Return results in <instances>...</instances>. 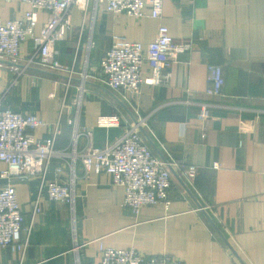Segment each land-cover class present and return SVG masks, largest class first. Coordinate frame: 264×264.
<instances>
[{
    "label": "crops",
    "instance_id": "0c3cea01",
    "mask_svg": "<svg viewBox=\"0 0 264 264\" xmlns=\"http://www.w3.org/2000/svg\"><path fill=\"white\" fill-rule=\"evenodd\" d=\"M163 2L159 18L152 17L149 8L145 16L135 19L100 6L93 19L87 61L91 22L87 19L81 28L80 10L74 6L73 27L55 43L54 55L67 65L74 63L67 91L65 71L37 62L20 71L26 57L34 53V43L27 38L21 45L18 69H12L7 59L0 65V106L39 115L45 124L32 130L38 138L51 136L52 123L58 120L54 148L71 151L69 121L76 112V88L85 72L80 130L91 132L92 144L100 147L122 133L129 121L145 117L143 139L155 156L175 162L169 166L168 208L156 203L132 214L123 206V187L115 186L105 171H87L77 158L72 169L73 210L65 202L49 200L43 191L40 212L31 220L39 177L14 182L25 215L22 237L28 235L29 246L21 259L19 253L0 246V264H75L74 231L78 243L90 241L80 247L82 264L99 262V242L119 249L133 247L146 255L173 254L186 264H264V0ZM28 7L20 0H0V15L19 18ZM45 20L46 12H39L36 34ZM160 24L168 26L176 41L190 43L166 66L167 81L146 82L151 71L143 63L138 93L110 89L100 61L113 42L112 34L141 42L146 52ZM208 63L223 69L218 94L205 90ZM202 103L207 104L203 117ZM116 113L117 127L96 124L99 114ZM87 138L85 133L78 136L77 151ZM71 163L69 156L53 155L46 178L67 182ZM187 165L196 167L193 177L182 173ZM4 167L0 160V170ZM3 184L5 179L0 178Z\"/></svg>",
    "mask_w": 264,
    "mask_h": 264
},
{
    "label": "built area",
    "instance_id": "2783aa9c",
    "mask_svg": "<svg viewBox=\"0 0 264 264\" xmlns=\"http://www.w3.org/2000/svg\"><path fill=\"white\" fill-rule=\"evenodd\" d=\"M28 9L22 17L3 19L0 15V65L5 59L10 60L11 68L18 69L17 63L21 60V45L27 38L34 43V53L25 59L20 71H24L34 62L41 66L65 71L66 79L64 90L71 85L74 76V63L67 65L54 57L55 43L63 37L66 30H71V9L75 6L80 10L82 24L90 23V35L86 44V61L91 45V31L93 19L100 6L112 13H125L139 19L146 14L152 17H161L163 0H20ZM39 12H46V20L38 34L35 33ZM113 42L105 51L100 61V68L105 73L106 84L110 89H125L130 93H138L143 83L141 65L146 63L151 71L146 82L161 84L167 81L170 72L166 70L170 60L178 53L190 47V43L179 42L170 35L168 26L160 24L155 38L149 42L146 52L139 41H128L121 35L112 34ZM206 75V92L218 94L224 82L223 69L219 64L208 63ZM21 73V72H20ZM81 83L77 86V95L74 99L76 112L70 119L73 126L71 151H59L54 148V137L60 132L58 120L52 123V135L48 138L35 137L32 130L45 124V121L36 113H23L9 107L0 106V160L5 167L0 170V178L5 184L0 186V246L9 247L13 252L19 253L20 259L28 248V235L22 237L25 215L21 211L17 199L14 182L28 181L31 176L39 177V187L34 200L32 217L40 212V197L44 191L50 200H59L69 204L74 209L76 198L75 177L72 169L78 158L87 171L93 169L96 173L101 171L111 175L115 186L121 185L125 191L123 206L136 215L145 205L160 203L168 208L170 204L169 187L172 174L169 166L175 162L163 161L152 152L143 139L141 129L145 124V117H136L128 122L126 129L107 140L100 147L94 146L91 141V132L80 130L78 119L80 102L84 87L86 73L82 72ZM1 103V98H0ZM207 104L202 103L200 116L206 115ZM98 126L117 127L118 114H99L96 119ZM84 131V132H81ZM85 133L87 143L82 150L77 151V138ZM53 155L69 156L71 173L67 182L61 183L54 179L48 180L45 176L50 158ZM176 165V164H174ZM218 167L217 162H213ZM180 167V166H179ZM181 168V167H180ZM60 170V167H57ZM185 176L193 177L196 167L187 165L181 168ZM202 209V208H201ZM86 242L78 243L73 237L72 251L75 264H82L79 258L80 247ZM99 262L93 264H186L185 260L173 254L161 253L146 255L133 247L115 248L99 242Z\"/></svg>",
    "mask_w": 264,
    "mask_h": 264
}]
</instances>
